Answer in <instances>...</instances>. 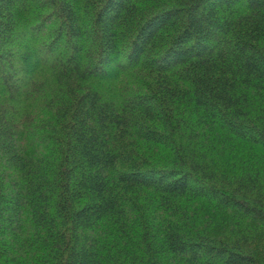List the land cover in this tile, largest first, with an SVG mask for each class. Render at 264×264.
Listing matches in <instances>:
<instances>
[{"label":"trees","instance_id":"trees-1","mask_svg":"<svg viewBox=\"0 0 264 264\" xmlns=\"http://www.w3.org/2000/svg\"><path fill=\"white\" fill-rule=\"evenodd\" d=\"M0 264H264V0H0Z\"/></svg>","mask_w":264,"mask_h":264}]
</instances>
